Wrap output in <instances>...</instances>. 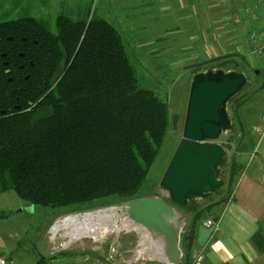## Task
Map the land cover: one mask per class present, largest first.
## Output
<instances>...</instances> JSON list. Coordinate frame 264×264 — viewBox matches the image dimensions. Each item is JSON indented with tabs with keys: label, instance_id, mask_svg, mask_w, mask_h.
Wrapping results in <instances>:
<instances>
[{
	"label": "trees",
	"instance_id": "1",
	"mask_svg": "<svg viewBox=\"0 0 264 264\" xmlns=\"http://www.w3.org/2000/svg\"><path fill=\"white\" fill-rule=\"evenodd\" d=\"M56 30L31 18L0 23V194L52 209L135 199L168 132V105L139 85L121 37L107 22L60 16ZM212 61L219 63L215 68L243 72L252 87L244 56ZM252 74L260 78L261 69ZM240 98L228 111L243 139ZM243 169L237 159L224 162L225 195L218 203L229 199ZM213 205L210 198L175 206L187 217L181 264L190 255L193 228ZM252 243L264 252V229Z\"/></svg>",
	"mask_w": 264,
	"mask_h": 264
},
{
	"label": "rangeland",
	"instance_id": "2",
	"mask_svg": "<svg viewBox=\"0 0 264 264\" xmlns=\"http://www.w3.org/2000/svg\"><path fill=\"white\" fill-rule=\"evenodd\" d=\"M147 1L150 0H0V23L31 18L43 23L52 34H56V21L63 16L74 22L103 20L117 31L139 85L167 103L170 119L164 143L135 199L162 196L158 192V184L182 136L193 76L190 67L193 72L203 71L219 64L212 61L214 58H221L223 62L230 55L244 56L249 63V70L245 72L251 79L252 87L246 85L240 91L241 108L238 115L244 135L247 136L241 139V127L238 122H234L233 131L223 135L218 142L222 144L225 140L230 141V149L226 151L225 157L228 164L234 158L246 166L245 163L250 160L249 155L245 154L255 152L258 163L264 169V137L252 132L254 126L260 127L259 117L264 112V58L261 61L256 59L252 54L250 41L252 34L264 28V9L259 7L251 14L255 0H202L196 4V15L182 19L173 10L175 11L177 4L181 5L186 0H173L170 2L172 16L169 18L177 19L179 29L166 39L162 37V40H158V37L164 35L162 27L170 26V23H165L169 18L161 14V6L160 10L156 8V1L155 7H148L153 9L150 15H143L146 8L143 3ZM221 2H224L223 6ZM161 44L170 46L172 50L166 55L157 53ZM189 46L196 47L201 52L197 56V59H201L195 62H199L198 65L188 62L189 55L182 54V49ZM221 47L224 50L228 47L231 53L209 57L208 53L212 49L216 53ZM150 52L154 53L149 54ZM203 54L212 59L202 64ZM181 57H186L185 65H180ZM239 61L241 60H237ZM257 68L261 69L260 78H254L252 74ZM245 171L244 167L242 172L235 175L233 191ZM223 187L219 195L211 196L212 200L218 199L225 192ZM126 202L110 197L83 206L52 209L28 206L13 192L2 193L0 256L7 260V264H152L149 263L150 260L158 259L155 256L144 254L138 257V230L130 222L128 228L100 234L98 237H71V233L65 230L54 235L50 231L52 226L65 217L107 208L121 209ZM180 214L181 218H186L185 213Z\"/></svg>",
	"mask_w": 264,
	"mask_h": 264
},
{
	"label": "water",
	"instance_id": "3",
	"mask_svg": "<svg viewBox=\"0 0 264 264\" xmlns=\"http://www.w3.org/2000/svg\"><path fill=\"white\" fill-rule=\"evenodd\" d=\"M247 83V76L235 70L208 68L193 74L182 136L158 184L162 196L132 199L121 208L142 234L137 243L142 255L181 264L185 220L175 206L207 201L223 186L226 150L218 141L233 131L228 104ZM143 240L149 246L143 247Z\"/></svg>",
	"mask_w": 264,
	"mask_h": 264
},
{
	"label": "crops",
	"instance_id": "4",
	"mask_svg": "<svg viewBox=\"0 0 264 264\" xmlns=\"http://www.w3.org/2000/svg\"><path fill=\"white\" fill-rule=\"evenodd\" d=\"M156 8H162L161 14L171 17V3L173 0H150L143 3L146 8L143 10V15L149 16L151 11L149 6ZM202 0H186L181 5H176L175 12L179 18L192 17L196 15V4ZM224 2H221L223 6ZM160 10V9H159ZM169 27H162L164 35L158 37V40L165 39L173 32L179 29L176 18H169ZM218 45H214L217 47ZM223 47V46H222ZM221 47V50H217L208 53L209 57L215 54L229 55L231 52ZM172 48L161 44L158 46L157 53L166 55ZM182 54L189 55L188 62L195 63L198 59L197 56L201 54L196 47H187L182 49ZM154 53V52H153ZM150 52L149 54H153ZM217 55V56H218ZM162 56V55H161ZM203 63L211 60L206 54L202 55ZM256 57V56H255ZM152 59L155 60V57ZM186 57H181L179 60L180 65H185ZM256 59H259L256 57ZM262 59H260L261 61ZM215 68V67H209ZM190 70L194 74L190 67ZM206 70V69H205ZM204 71V70H203ZM191 82V81H190ZM255 152L246 153L249 155V162L245 163L246 171L240 177L233 193L229 199L224 203H218L225 193H223L218 199L212 200L215 204L210 209L208 214L204 217L206 219H213L217 223L216 229L205 228L202 224L195 226L192 230L193 241L190 249V255L186 258V264H264V252H259L255 249L252 243V238L259 229H264V169L256 159ZM248 158V157H247ZM256 159V160H255ZM185 220V226L187 225V217ZM202 221V222H203ZM201 222V223H202ZM138 230V229H137ZM141 232H137L139 238L138 242L142 240ZM142 243L144 246H149L147 241ZM141 249L137 250L138 257L142 256ZM141 255H140V254ZM185 261V258H184ZM164 264L159 260H150L152 264ZM183 262V257L182 261Z\"/></svg>",
	"mask_w": 264,
	"mask_h": 264
},
{
	"label": "bare ground",
	"instance_id": "5",
	"mask_svg": "<svg viewBox=\"0 0 264 264\" xmlns=\"http://www.w3.org/2000/svg\"><path fill=\"white\" fill-rule=\"evenodd\" d=\"M129 225L121 209L107 208L97 212L65 217L52 226L50 231L54 235L65 230L71 233V237L82 235L98 237L100 234L118 232L122 228H128Z\"/></svg>",
	"mask_w": 264,
	"mask_h": 264
},
{
	"label": "built area",
	"instance_id": "6",
	"mask_svg": "<svg viewBox=\"0 0 264 264\" xmlns=\"http://www.w3.org/2000/svg\"><path fill=\"white\" fill-rule=\"evenodd\" d=\"M259 7L264 9V0H255L254 7L250 10L253 14ZM250 41L252 44V54L259 59L264 58V28L250 36ZM261 126H254L252 132L259 137H264V114L260 117ZM202 226L205 228L216 229L217 223L213 219H206L202 222ZM0 264H7V260L0 256Z\"/></svg>",
	"mask_w": 264,
	"mask_h": 264
}]
</instances>
